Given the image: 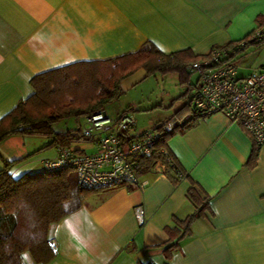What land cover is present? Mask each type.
Segmentation results:
<instances>
[{
	"label": "crops",
	"instance_id": "obj_1",
	"mask_svg": "<svg viewBox=\"0 0 264 264\" xmlns=\"http://www.w3.org/2000/svg\"><path fill=\"white\" fill-rule=\"evenodd\" d=\"M262 24L264 0H0V118L31 96V79L39 74L134 53L146 42L165 54L202 56ZM232 60L243 78L264 65V45H247ZM179 85L186 89L169 110L147 117L141 130L135 124L136 133L191 115L193 86ZM186 123L165 143L183 178L174 181L152 168L139 174L141 186L90 191L50 226L54 254L44 264H264V144L255 149L241 126L221 113ZM26 137L0 142V169L4 160H16L9 170L14 178L42 171L43 162L57 156L54 146L44 147L48 138L37 136L34 147ZM191 187L208 208L183 233L182 222L194 211ZM137 207L145 212L142 225ZM22 262L38 264L28 252Z\"/></svg>",
	"mask_w": 264,
	"mask_h": 264
},
{
	"label": "trees",
	"instance_id": "obj_2",
	"mask_svg": "<svg viewBox=\"0 0 264 264\" xmlns=\"http://www.w3.org/2000/svg\"><path fill=\"white\" fill-rule=\"evenodd\" d=\"M250 34L232 44L216 47L226 49L229 58L232 59L233 55L241 52L247 45H260L249 41ZM207 54L193 56L188 51L165 54L153 43L146 42L134 53L102 61L76 62L39 74L31 79L34 89L31 96L20 101L9 113L0 118V142L12 135L43 136L49 140L44 147L61 145L73 155L84 154L80 148L73 149L75 143L90 142V139L82 134L81 125L75 131L57 134L52 131V123L68 116H87L98 112L105 114V105L120 95L121 82L140 69L144 70L146 75L156 72L162 75L177 73L179 83L189 84L187 90H192L193 86L194 91L197 84L189 83L190 74L194 73L189 66ZM79 70L82 74L88 75L92 82L95 81L94 85L92 84L95 88L92 100L86 104H76L74 101L58 105L47 114L32 113L28 110L27 106L31 102L38 104L45 101L47 104L44 96L48 94L47 90L51 91L62 85L66 79H72L71 75ZM70 73L72 74L69 75ZM107 73L108 80L104 78ZM190 98L191 95L189 100ZM188 103L190 106V101ZM189 108L191 115L181 125L175 124L171 130H167V123L175 119L171 117L151 128L159 133V137L153 153L148 157L138 158V174L149 171L157 161H160L164 165V175L174 181L183 178L176 176V173L184 172L176 164L165 143L177 129L185 128L190 118L202 115L191 106ZM132 109L129 108V111ZM254 159L252 157L250 164L255 162ZM15 162L16 160H4L0 169V264H23L24 252H28L35 263L44 264L54 254L49 238L50 226L77 207L78 201L70 207L64 206L73 198V191L75 199L79 200L91 190L80 189L77 186L75 176L72 174L74 172L70 167L52 171L43 167L42 171L25 173L14 178L9 170ZM187 198L194 211L182 222L183 233L187 231L189 223L202 216L204 210L208 208L207 198L201 196L194 187L189 189Z\"/></svg>",
	"mask_w": 264,
	"mask_h": 264
},
{
	"label": "built area",
	"instance_id": "obj_3",
	"mask_svg": "<svg viewBox=\"0 0 264 264\" xmlns=\"http://www.w3.org/2000/svg\"><path fill=\"white\" fill-rule=\"evenodd\" d=\"M249 41L264 45V24L254 28ZM189 67L197 75V86L189 100L191 108L202 115L221 113L241 126L255 149L264 144V65L254 68L243 78L237 77V66L227 50L214 47L206 57L192 62ZM186 120L172 119L166 129L171 130L175 124L181 125ZM135 124L130 113H123L116 119L101 112L89 114L85 116L81 131L94 143L95 151L73 155L57 145V156L46 159L43 167L49 171L70 167L77 186L84 190L141 186L146 182H139L138 158L153 153L159 133L151 128L136 133ZM152 168L164 171L160 161ZM176 176L180 178L183 174L178 172ZM135 218L139 225L145 222L143 208L135 209Z\"/></svg>",
	"mask_w": 264,
	"mask_h": 264
},
{
	"label": "rangeland",
	"instance_id": "obj_4",
	"mask_svg": "<svg viewBox=\"0 0 264 264\" xmlns=\"http://www.w3.org/2000/svg\"><path fill=\"white\" fill-rule=\"evenodd\" d=\"M87 72L86 74H88ZM107 77L108 73L105 74L104 78L106 79ZM196 77L197 75L195 73L190 74V82H194ZM70 78L74 80L66 79L62 85L52 90L49 89L51 91L47 90L48 94L44 95L47 104H45V101L38 104L31 102L27 106L28 110L32 113L41 112L47 114L58 105L70 104L74 101L76 104H86L92 100L95 92L93 86L95 81L92 82L91 78L88 75L82 74L80 70L79 72L76 71V73H73ZM120 87V95L113 101L107 103L104 110L106 115L111 119H115L119 113L128 111L135 119L136 130L145 128L144 124L147 122V117L149 118L160 112L168 111L170 104L174 102L173 99L186 89L185 86L179 85L175 73L162 75L156 72L146 75L144 70L136 71L125 78L121 82ZM129 108H133L134 110L129 111ZM84 121L85 116L82 115L79 117H63L52 123V131L57 134L75 131ZM26 139L34 140V147H37L38 142H41V138L37 136H27ZM77 144L83 147V152L93 153V143L80 142ZM37 152H33L32 155H35ZM72 174L74 177V173ZM72 197L71 200L65 203V207H70L77 201L74 191Z\"/></svg>",
	"mask_w": 264,
	"mask_h": 264
}]
</instances>
